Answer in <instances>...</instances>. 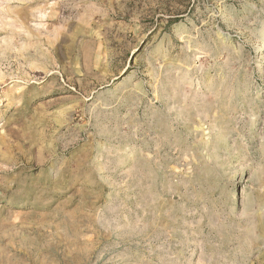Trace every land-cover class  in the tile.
<instances>
[{"label": "rangeland", "instance_id": "obj_1", "mask_svg": "<svg viewBox=\"0 0 264 264\" xmlns=\"http://www.w3.org/2000/svg\"><path fill=\"white\" fill-rule=\"evenodd\" d=\"M0 264H264V0H0Z\"/></svg>", "mask_w": 264, "mask_h": 264}]
</instances>
